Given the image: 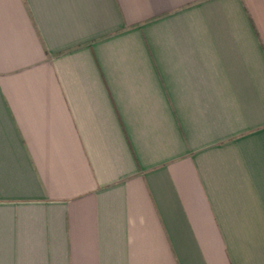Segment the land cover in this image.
<instances>
[{"label": "crops", "instance_id": "crops-1", "mask_svg": "<svg viewBox=\"0 0 264 264\" xmlns=\"http://www.w3.org/2000/svg\"><path fill=\"white\" fill-rule=\"evenodd\" d=\"M0 264H264V0H0Z\"/></svg>", "mask_w": 264, "mask_h": 264}]
</instances>
